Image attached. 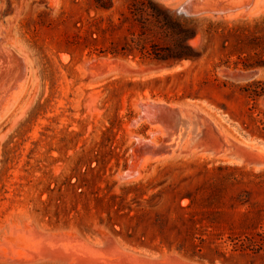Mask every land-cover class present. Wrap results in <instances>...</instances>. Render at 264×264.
Here are the masks:
<instances>
[{
  "label": "rangeland",
  "instance_id": "obj_1",
  "mask_svg": "<svg viewBox=\"0 0 264 264\" xmlns=\"http://www.w3.org/2000/svg\"><path fill=\"white\" fill-rule=\"evenodd\" d=\"M104 1L0 0V264H264V0H154L197 32L170 62L123 56L141 0ZM158 100L205 123L178 156Z\"/></svg>",
  "mask_w": 264,
  "mask_h": 264
},
{
  "label": "trees",
  "instance_id": "obj_2",
  "mask_svg": "<svg viewBox=\"0 0 264 264\" xmlns=\"http://www.w3.org/2000/svg\"><path fill=\"white\" fill-rule=\"evenodd\" d=\"M100 1V3H99ZM99 7L107 8L104 0H97ZM102 2V3H101ZM122 24H129L130 37L122 48L123 56L140 55L141 59L158 62L197 60L200 54L191 43L196 38V29L191 26L192 20L186 17L174 18L171 11L165 9L154 0H141L132 3L128 8V14L122 15ZM121 24V25H122ZM139 27L137 33L133 28ZM161 27L171 39V44L160 47L152 43L151 36L155 30ZM261 64L246 66L252 68ZM256 83H252L255 85ZM264 95V90L255 93L254 97ZM247 121L243 123L244 130H250L264 136V114L250 111Z\"/></svg>",
  "mask_w": 264,
  "mask_h": 264
},
{
  "label": "bare ground",
  "instance_id": "obj_3",
  "mask_svg": "<svg viewBox=\"0 0 264 264\" xmlns=\"http://www.w3.org/2000/svg\"><path fill=\"white\" fill-rule=\"evenodd\" d=\"M182 1V0H181ZM184 2V0H183ZM223 2V1H222ZM182 3V2H181ZM218 3V1H217ZM215 5V4H214ZM183 6V5H182ZM216 6V5H215ZM238 13V12H237ZM1 49V48H0ZM3 50V49H2ZM1 50V51H2ZM5 50V49H4ZM6 51V50H5ZM7 52V51H6ZM3 53V52H2ZM5 55H8V54H5ZM4 56V55H3ZM7 58V56H5ZM11 57V56H10ZM9 57V59H11ZM4 59V57H2V60ZM8 60V59H6ZM12 60V59H11ZM5 61V59H4ZM10 61V60H9ZM20 61V60H19ZM8 62V61H7ZM13 62V60H12ZM3 63V61H2ZM17 63V62H16ZM22 63V62H21ZM19 65V63H17ZM1 65V63H0ZM4 66L6 65L3 64ZM21 65V64H20ZM7 66V65H6ZM5 66V68H6ZM1 67V66H0ZM3 67V66H2ZM1 67V68H2ZM9 67V65H8ZM10 68V67H9ZM1 70V69H0ZM1 72V71H0ZM1 74V73H0ZM142 104V103H141ZM144 106L142 107L143 110L142 112L144 111V117L146 118V121L147 123L149 122L151 124V127L153 129V133L151 135V139L147 140L146 143H150L156 147L158 146H161V143L170 138V144H169V147L167 148L169 153L168 155H165L164 158L166 157H169V156H173V155H177L178 154L180 155V153H182L183 151L185 152V150L189 149L191 145H193L196 140L198 138H200L203 134H204V126H205V123H202L200 121V119L197 117V119L195 118V112L191 111V109H189V107L187 108L186 106H181V105H177V104H171L173 106H178V107H181L184 111H185V114L186 116L184 117L185 120L181 122L180 124V128H178V132L175 133L174 131V123H170L169 125H163L162 123H160L158 121V117H159V111L157 109V107L160 105V104H165L163 101L161 100H158V101H155V102H152L151 103H148V101H144ZM145 107V109H144ZM189 111V112H188ZM195 113V114H194ZM145 120V119H144ZM195 121H198L199 124L201 126H196L194 124ZM158 136L162 137L163 139L158 142ZM143 138V137H142ZM146 140V139H145ZM137 142V140H136ZM145 143V144H146ZM144 144V143H143ZM140 147V146H139ZM148 157V156H147ZM150 157V156H149ZM146 158V157H144ZM163 158V157H162ZM151 158H147V161L151 160ZM168 159V158H167ZM161 160V159H159ZM131 163V162H130ZM138 163V161H137ZM143 163V162H141ZM146 163V162H145ZM144 163V164H145ZM143 164V165H144ZM147 164V163H146ZM145 167V166H144ZM137 172V171H136ZM131 176V174H130Z\"/></svg>",
  "mask_w": 264,
  "mask_h": 264
},
{
  "label": "water",
  "instance_id": "obj_4",
  "mask_svg": "<svg viewBox=\"0 0 264 264\" xmlns=\"http://www.w3.org/2000/svg\"><path fill=\"white\" fill-rule=\"evenodd\" d=\"M197 3H198L197 0H193L192 4H190L191 5L190 7L191 8L195 7L192 5L197 4ZM256 75H257V72L255 71H246L243 73L232 75V77L237 81H248V80L253 79ZM157 109L160 113L158 117V121L165 126L169 125L170 123H174V131L175 133H177L178 128H180L181 122L185 120L184 118L186 116L185 111L181 107L173 106L168 103L160 104L157 107ZM194 124L196 126H201L198 121H195ZM170 143H171L170 138L164 140L161 143L162 149L167 152L168 151L167 148L169 147Z\"/></svg>",
  "mask_w": 264,
  "mask_h": 264
}]
</instances>
